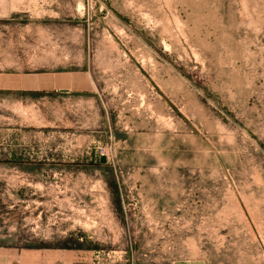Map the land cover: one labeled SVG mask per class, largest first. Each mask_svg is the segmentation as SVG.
Here are the masks:
<instances>
[{"label": "rangeland", "instance_id": "1", "mask_svg": "<svg viewBox=\"0 0 264 264\" xmlns=\"http://www.w3.org/2000/svg\"><path fill=\"white\" fill-rule=\"evenodd\" d=\"M191 263L264 264V0H0V264Z\"/></svg>", "mask_w": 264, "mask_h": 264}, {"label": "water", "instance_id": "2", "mask_svg": "<svg viewBox=\"0 0 264 264\" xmlns=\"http://www.w3.org/2000/svg\"><path fill=\"white\" fill-rule=\"evenodd\" d=\"M106 161V156L104 154L101 155V162H105Z\"/></svg>", "mask_w": 264, "mask_h": 264}, {"label": "crops", "instance_id": "3", "mask_svg": "<svg viewBox=\"0 0 264 264\" xmlns=\"http://www.w3.org/2000/svg\"><path fill=\"white\" fill-rule=\"evenodd\" d=\"M191 264H200V263H191Z\"/></svg>", "mask_w": 264, "mask_h": 264}]
</instances>
